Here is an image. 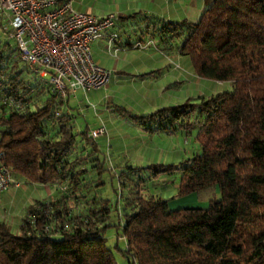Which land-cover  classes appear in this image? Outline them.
<instances>
[{"label": "trees", "instance_id": "trees-1", "mask_svg": "<svg viewBox=\"0 0 264 264\" xmlns=\"http://www.w3.org/2000/svg\"><path fill=\"white\" fill-rule=\"evenodd\" d=\"M185 26L178 53L195 76L230 89L127 115L148 133L195 128L196 154L165 169L147 167L176 170L177 195L216 186L219 197L206 208L168 210L160 196L136 192L115 226L132 264H264V0H210ZM2 98L20 109L4 111ZM65 104L0 35V163L15 181L66 182L72 194L81 191L74 149L79 139L97 152V137L74 129ZM63 198L28 205L17 234L0 221V264H115L104 245L107 200L85 204L79 218L67 217Z\"/></svg>", "mask_w": 264, "mask_h": 264}, {"label": "rangeland", "instance_id": "rangeland-1", "mask_svg": "<svg viewBox=\"0 0 264 264\" xmlns=\"http://www.w3.org/2000/svg\"><path fill=\"white\" fill-rule=\"evenodd\" d=\"M183 59L187 61L188 67H191L185 56ZM200 81L201 83L198 84L200 87L195 84V89L190 91L189 87L187 88L188 97L184 99L180 98L186 92L184 86L178 87L175 91L174 88L170 89L164 84L162 88H166V91L171 90V94L163 91L156 95L157 100H159L158 97L161 98V106H173L185 102H198L201 97L230 89L229 82L218 83L205 79H200ZM74 91L69 90L65 99L73 116L74 129L79 132L83 130L85 123L91 128H96L97 122L104 120L106 113L103 109L106 95L110 94L113 102L107 106V110L111 111V114L119 112L129 119L131 118L128 117V113L140 115V109L137 106L144 104L145 102L142 101L146 100L144 94L140 96L129 89L123 91L118 99L115 97L116 90L113 84L108 88L93 89L86 93L81 90L73 93ZM120 101H123L125 105H121ZM77 105H80L81 109L76 110ZM7 107L4 105L3 110L5 111ZM138 127L141 126L138 125ZM195 130L191 128L181 134L179 132L172 134L177 140L169 141V136L164 137L161 133L156 137H150L149 134L139 130L135 133L134 131L122 132L127 135L126 138L120 134L118 139H115L114 136L108 135L109 131L106 128L108 139L106 140L105 136L95 139L97 152H92L90 146L78 139L74 152L79 157L81 168L84 170L79 176L81 191H75L72 194L66 182L42 186L18 179L16 187L9 186L0 192V221L5 222L9 230L17 234L18 224L24 217L26 208L36 201L64 197L67 204L65 208L67 217L78 215L79 218H83L87 209L85 204L89 207H96L101 198L106 199L109 208L107 222L111 225L104 231V245L111 253L115 264H132L133 259L130 253L126 252L124 240L120 236V228L115 225L121 222L123 218L121 212L128 208L130 198L135 196L136 192L143 196H160L166 200L168 210L185 207L206 208L209 200L219 197L216 186L186 195H177L178 173L176 170L166 172L165 170L159 171L160 167H147L151 164H159L165 169L166 165L177 164L196 154L199 148L194 140ZM118 143L122 145V148ZM170 144L174 145L170 146ZM95 157L102 162L101 166L96 165L93 159ZM48 191L50 194L46 195ZM59 237L58 234L52 235L53 239Z\"/></svg>", "mask_w": 264, "mask_h": 264}, {"label": "crops", "instance_id": "crops-1", "mask_svg": "<svg viewBox=\"0 0 264 264\" xmlns=\"http://www.w3.org/2000/svg\"><path fill=\"white\" fill-rule=\"evenodd\" d=\"M70 1L74 10L88 12L95 17L116 13L113 26L104 30L89 44L90 53L96 64L109 70V79L104 88L113 84L114 90H116L115 97L119 99L122 92L128 89L140 96L144 94L146 100L144 99L142 102L146 104L137 106L140 109V114H147L164 107L161 106V98L158 97L159 100H157L156 97L163 91L171 94V90L166 91V88H162L164 84L170 89L174 88L175 91L178 87L184 86L186 92L181 95V99L188 97V91L195 89V84L200 87L198 84L201 83V78L194 75L191 67H188L187 61H184L183 56L178 53L177 48L183 40L185 25L193 23L210 0ZM127 77H129L128 80ZM188 87L189 90H187ZM65 98L63 99L66 103L64 110L71 114ZM169 98L171 99V97ZM112 103V96L106 95L103 109L106 116L95 126L96 128L104 127V131L96 139L102 136H105L106 140L108 139L106 128L109 131L108 135L114 136L115 139H118L120 134L126 138L127 135L122 132L134 131L135 133L136 130H139L149 134L150 137H156L161 133L164 137L169 136V141H176L177 139L172 134L184 133L178 128L169 133H148L141 127L137 128L138 125L124 117L123 114L119 112L111 114V111L107 110V106ZM120 104L122 105L124 102L120 101ZM77 109H81L80 105L76 106ZM84 128L87 130L96 129L86 123ZM118 144L122 148V145ZM173 145L170 144V146ZM49 194L48 191L46 195Z\"/></svg>", "mask_w": 264, "mask_h": 264}, {"label": "built area", "instance_id": "built-area-1", "mask_svg": "<svg viewBox=\"0 0 264 264\" xmlns=\"http://www.w3.org/2000/svg\"><path fill=\"white\" fill-rule=\"evenodd\" d=\"M116 13L95 17L76 11L70 0H0V34L12 41L19 61L48 93L64 99L69 90L88 91L104 87L109 70L96 64L89 44L112 27ZM2 104L20 109L2 98ZM102 126L87 131L96 138ZM18 182L11 169L0 163V192Z\"/></svg>", "mask_w": 264, "mask_h": 264}]
</instances>
